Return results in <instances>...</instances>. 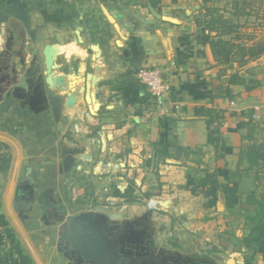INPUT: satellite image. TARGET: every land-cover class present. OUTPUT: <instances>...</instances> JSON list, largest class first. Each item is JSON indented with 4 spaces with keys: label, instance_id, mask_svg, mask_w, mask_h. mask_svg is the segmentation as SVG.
Returning <instances> with one entry per match:
<instances>
[{
    "label": "crops",
    "instance_id": "crops-1",
    "mask_svg": "<svg viewBox=\"0 0 264 264\" xmlns=\"http://www.w3.org/2000/svg\"><path fill=\"white\" fill-rule=\"evenodd\" d=\"M203 2L0 0L7 264H264L242 244L264 81H226ZM148 69L168 95L137 81ZM34 91L35 109L15 96Z\"/></svg>",
    "mask_w": 264,
    "mask_h": 264
},
{
    "label": "rangeland",
    "instance_id": "rangeland-1",
    "mask_svg": "<svg viewBox=\"0 0 264 264\" xmlns=\"http://www.w3.org/2000/svg\"><path fill=\"white\" fill-rule=\"evenodd\" d=\"M203 1L204 20L219 16L236 26L226 31L219 28L217 33L212 34L214 37L218 35L234 45L229 49L231 50L229 60L218 64L222 68L226 81L232 77L238 81L248 76L254 79L250 86L251 89L262 86L261 80H257V77H263L264 81V54L248 59L249 55H244V52H240L238 47L241 45L249 47L258 42H264V0ZM225 33L229 35H225ZM243 151L246 155L245 161L248 165L250 183L255 186L253 193L257 195L258 199H264V111L261 115H257L251 131L246 137ZM154 259L158 263L159 260ZM178 264L186 263L180 261ZM199 264L213 263L208 260H199Z\"/></svg>",
    "mask_w": 264,
    "mask_h": 264
},
{
    "label": "trees",
    "instance_id": "trees-1",
    "mask_svg": "<svg viewBox=\"0 0 264 264\" xmlns=\"http://www.w3.org/2000/svg\"><path fill=\"white\" fill-rule=\"evenodd\" d=\"M161 1V0H158ZM197 25L201 28L202 33L205 34L209 41V45L214 57V61L217 64L227 62L229 55L231 54V48L234 47L230 41H225L222 37H215L213 33H217L219 28L223 30L233 29L236 26L233 25L227 19L222 17H210V19L199 20L197 19ZM225 35H229L225 33ZM239 51L244 52V55H249L248 59H252L264 54V42H258L252 46L241 45L238 47ZM237 82L233 77L228 81L230 85ZM244 160H246L245 151H242ZM251 167V166H250ZM251 170V169H250ZM247 204L250 208H254V216L246 217V226L248 227V235L242 240L243 246L248 250L254 252V254H261L264 259V199H258L255 193H251L247 197ZM2 228L4 231L2 232ZM13 235L6 229L4 219L0 218V264H7V253H3L2 246L7 240L12 239ZM22 260V258H20ZM246 264H249V260L246 259Z\"/></svg>",
    "mask_w": 264,
    "mask_h": 264
},
{
    "label": "built area",
    "instance_id": "built-area-1",
    "mask_svg": "<svg viewBox=\"0 0 264 264\" xmlns=\"http://www.w3.org/2000/svg\"><path fill=\"white\" fill-rule=\"evenodd\" d=\"M135 77L156 98L164 97L170 93V86L159 70H141L135 74Z\"/></svg>",
    "mask_w": 264,
    "mask_h": 264
},
{
    "label": "water",
    "instance_id": "water-1",
    "mask_svg": "<svg viewBox=\"0 0 264 264\" xmlns=\"http://www.w3.org/2000/svg\"><path fill=\"white\" fill-rule=\"evenodd\" d=\"M10 11V10H9ZM3 81L5 80V78H2ZM18 92V91H17ZM0 93H3L1 90H0ZM15 96L18 97L19 99H24V98H28L27 102H28V105L32 108V109H35L37 105H39L42 101V98L40 97V94L38 93V91H34V95L32 96H20L18 95L16 92H15ZM79 252L82 251V249H78ZM95 258V257H94ZM96 262L99 263V261L96 259Z\"/></svg>",
    "mask_w": 264,
    "mask_h": 264
},
{
    "label": "flooded vegetation",
    "instance_id": "flooded-vegetation-1",
    "mask_svg": "<svg viewBox=\"0 0 264 264\" xmlns=\"http://www.w3.org/2000/svg\"><path fill=\"white\" fill-rule=\"evenodd\" d=\"M83 252H84V251H81V252L78 251L79 255H85ZM128 254H130V253H127V255H128ZM130 255H132V253H131ZM94 257H95V258H94ZM87 258H88V257H87ZM92 258H93V259H92ZM92 258H90V259L93 260V263H92V264H102V262L99 260L98 257H96V256H92ZM96 259L99 261V263L96 262ZM141 264H146V263L143 262V263H141Z\"/></svg>",
    "mask_w": 264,
    "mask_h": 264
}]
</instances>
